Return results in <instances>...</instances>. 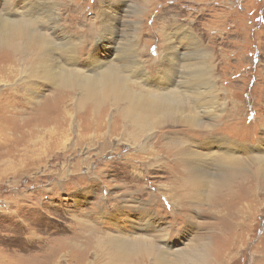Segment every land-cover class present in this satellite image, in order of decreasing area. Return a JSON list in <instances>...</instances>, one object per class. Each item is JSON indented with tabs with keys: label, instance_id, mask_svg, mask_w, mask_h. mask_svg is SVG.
I'll return each mask as SVG.
<instances>
[{
	"label": "rangeland",
	"instance_id": "obj_1",
	"mask_svg": "<svg viewBox=\"0 0 264 264\" xmlns=\"http://www.w3.org/2000/svg\"><path fill=\"white\" fill-rule=\"evenodd\" d=\"M19 1L0 0V13L17 18L8 13L25 11V1ZM46 1L58 13V35L50 31L51 39L70 37L79 43L93 26L95 33L91 30L89 40L80 43L81 57L94 47L111 52L108 40H98L100 0ZM105 10L126 38L136 27L137 58L151 81L159 75V58L168 46L181 56L196 44L207 51L221 88L216 96L219 122L206 133L216 135L219 145L203 173L220 172L217 157L224 150L238 155L225 154V159L246 163L245 178L219 203H207L208 184L196 189L189 168L187 175H177L169 168L168 152L163 163L124 158L133 149L111 136L110 126L100 130L103 140L78 142L85 116L79 115L77 126L53 124L51 108L58 99L52 84H40L31 108L15 92L24 76L0 77V264H264V187L252 193L261 178L253 175L257 165L247 164L257 146L264 145V0H123ZM184 62L171 63L172 79L190 74L180 67ZM78 66L89 70L82 62ZM148 84L140 85L158 91L161 84L172 89L177 81L171 86L164 81L159 88ZM107 114L114 115L106 109L105 119ZM31 124L42 127L31 133ZM177 130L184 129L165 128L159 141L171 142ZM188 133L196 137L188 141L201 139ZM176 181L195 189L192 199H182L169 186Z\"/></svg>",
	"mask_w": 264,
	"mask_h": 264
},
{
	"label": "bare ground",
	"instance_id": "obj_2",
	"mask_svg": "<svg viewBox=\"0 0 264 264\" xmlns=\"http://www.w3.org/2000/svg\"><path fill=\"white\" fill-rule=\"evenodd\" d=\"M16 1L18 5L20 1ZM23 2L25 11L8 13L11 17L17 15V18H8L0 13V55L5 54L7 57V60H0V77L20 78L23 75L24 79L18 84L15 83V92L17 95L25 96L27 102L33 104L31 108H35L37 104L33 100L36 98L40 84L42 82L52 84L55 87L53 95H57L58 99V103L51 108L55 113L54 116L51 114L53 124L73 127L77 120L79 122V115H84L85 120L81 121V126L78 125L80 132L76 134L78 142L94 138L101 141L104 139V134H101L100 130L110 126L112 130L110 135L114 137L117 135L118 139L122 138L121 140L133 149L124 158L135 161L139 159L143 163L146 159L163 163V155L168 152L169 168L172 171H176L177 175L182 173L187 175L189 168L194 173L191 176L195 178L196 189L200 190V186L205 189L203 185L208 184L207 203H219L223 194L234 190L239 180L245 178L244 172L248 170L245 167L246 163L242 162L241 158L225 159V154L238 155L224 150L218 152L220 156L217 157L216 168L220 172L215 175L203 173L207 160L216 159L211 153L217 152L215 147L219 145L216 135L213 138L206 135L210 134L219 122L220 101L218 102L216 96L221 88L217 84L218 77L209 64L207 51L200 49L196 44L195 49L190 48L192 52L186 51L185 54L182 53L184 56H181L176 48L168 46L159 58L161 66L159 75L151 81L142 72L143 63L137 58L139 48L134 41L137 40L134 39L136 27H132V33L126 38V31L119 30L115 19H112L113 16L111 17L105 10V7L114 8L115 3L123 5V0H100L104 8L97 12L98 40L104 38L108 40L111 52L101 53L97 47H94V50L91 49L92 51L87 53L85 59L81 57L80 46L83 44L80 43L89 40L90 31L94 32L93 26L86 34H81L83 39L79 43H74L70 37L53 40L49 32H53L56 36L59 26L58 13L54 11L53 6L46 0H23ZM25 14H31L32 17L24 16ZM183 36L186 38L185 34ZM90 44H92L91 37ZM58 57H62L66 64L63 65ZM175 60H185L180 67L188 68L190 74L187 73L178 80L172 79L169 72L174 68L171 63ZM81 62L89 68L88 71L79 68ZM161 78H166L164 81L170 86L174 81H177V84L171 89L172 86L169 88L161 84L164 83ZM141 81L145 84L150 83L149 87L163 85V88L158 91L146 89L140 85ZM186 85L192 86L194 90H185ZM106 109L109 113L110 111L114 113L113 117L107 114L105 119L103 112ZM73 111L76 113L74 117ZM40 127H42L40 124H34L28 130L33 133V130L37 131ZM169 127L183 128L194 134H200L198 137L201 139L188 141L189 137L194 136L188 131L177 130L171 142L161 143L159 139L166 134L165 128ZM91 129L93 132L89 133ZM120 129L123 130L121 133H119ZM62 130L65 131V128ZM152 133L153 136L150 138ZM60 135L62 137L64 133ZM142 139L144 140L141 143ZM262 141L264 143V139ZM210 146L213 148L208 152L197 150ZM249 160L247 164L257 165L253 175L261 178L255 188L252 186V193L256 195L261 191V187H264V145L257 146L256 155L252 154ZM183 185L184 182L176 181L169 186L175 189L176 193H180L182 199H192L195 189H188L187 186L184 188ZM169 196L172 197V194ZM202 200L201 197L197 198L198 202ZM146 243L136 240L138 246H146Z\"/></svg>",
	"mask_w": 264,
	"mask_h": 264
}]
</instances>
